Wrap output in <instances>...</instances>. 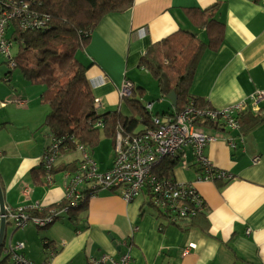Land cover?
<instances>
[{"label":"crops","instance_id":"1","mask_svg":"<svg viewBox=\"0 0 264 264\" xmlns=\"http://www.w3.org/2000/svg\"><path fill=\"white\" fill-rule=\"evenodd\" d=\"M212 7L215 19L222 23L221 38L202 53L189 92L207 101L211 109L243 102L253 115L264 118V100L256 103L251 98L256 91H264V0H133L129 8L105 14L77 54L87 66L100 111L120 110L129 116L131 110L118 89L124 79L138 88L133 73L136 68L145 70L138 66L145 49L179 29L208 41L211 35L196 27L186 11ZM5 73H0L4 210L24 207L31 216H41L43 208L56 209L65 202L69 180L65 171L75 170L80 152L63 153L57 159L51 183L45 174L43 180L34 181L31 170L39 167L51 137L42 127L47 109L37 101L38 88L21 91ZM16 99L26 100L25 105L14 104ZM140 128L141 124L136 129ZM201 128L214 137L203 152L214 167L232 178H201L191 149L186 150L187 165L179 166L177 161L170 175L176 182L193 185L208 208L206 215L172 222L151 204L147 189L129 202L116 191L100 189L75 217L62 212L42 227L32 223L16 227L5 221L0 264L2 260L13 263L8 248L15 242L23 243L20 252L34 264L47 259L49 264H88L103 255L117 258L126 251L131 264H264V121L244 134L227 127ZM231 138L234 146L228 144ZM255 156L257 162L252 161ZM69 162L70 168H63ZM112 162L113 149L110 162L102 170L98 165L99 171ZM40 228L46 229L39 232Z\"/></svg>","mask_w":264,"mask_h":264},{"label":"trees","instance_id":"2","mask_svg":"<svg viewBox=\"0 0 264 264\" xmlns=\"http://www.w3.org/2000/svg\"><path fill=\"white\" fill-rule=\"evenodd\" d=\"M7 1H16L13 11L17 12L8 20L5 38L11 49L16 44L17 50L15 54L10 52V56L4 57L3 62L9 66L4 77L9 80L11 69L19 68L24 78L33 84L42 85L40 102L48 106L42 127L51 134L50 139L54 137L61 141L59 157L63 153L78 151L76 145H83L88 151H92L102 133L113 143L118 128L126 132L137 130L138 125L148 124L151 117L156 115L145 108L146 103L143 104L139 98H131V95L124 99L131 110L129 116L122 114L120 110L100 111L87 79V66L77 57L78 52L86 47L100 19L107 13L129 8L133 0ZM214 9L215 7L204 10L189 8L186 11L196 27L205 29L211 35L208 41L192 31L179 29L150 44L139 59L138 66L154 78L163 96L171 91L175 92L176 104L171 107L177 111L187 105L211 109L207 101L193 97L189 88L202 53L208 47H215V42L218 43L221 38L222 23L215 19ZM33 19L41 20L42 24L32 26L30 22ZM139 89L142 90L141 87L137 88ZM234 118L238 121L239 132L243 134L264 121V118L253 115L246 108L235 113ZM194 122L200 129L201 126L216 129L225 127L223 122L212 121L205 116L197 117ZM72 162L65 164L63 168H70ZM176 162V159H164L156 173L171 178L170 171ZM63 168L61 166L59 169ZM44 174L45 169L40 160L39 167L33 168L31 175L34 181H40ZM86 201L82 200L77 205L65 201L56 206V209H51L64 208L65 213L72 218L85 209ZM200 207L201 210L188 217L206 215L208 208L204 201ZM51 209L43 208L38 215H52ZM1 263L9 264L6 260ZM12 264L16 263L13 261Z\"/></svg>","mask_w":264,"mask_h":264},{"label":"built area","instance_id":"3","mask_svg":"<svg viewBox=\"0 0 264 264\" xmlns=\"http://www.w3.org/2000/svg\"><path fill=\"white\" fill-rule=\"evenodd\" d=\"M15 2L0 0V56L5 58L10 56L11 52L10 43L5 38V28L8 20L17 12L13 11ZM30 24L40 26L42 21L33 19ZM133 89V82L124 79L118 89L120 98L129 96ZM251 98L256 103L264 100V91H256ZM15 102L21 106L25 105L26 100L16 99ZM95 102L99 103L97 98ZM145 108L152 111L153 102H147ZM243 108V102L223 109H202L187 105L180 111L172 108L162 117L152 116L150 122L142 124L138 130L126 132L118 128L113 141V162L104 171H99L90 151L83 145H76L80 158L75 170L65 171L69 180L65 182L64 200L71 205H77L82 200L86 201L94 196L96 191L108 189L118 192L123 200L129 202L147 189L151 204L172 222L194 214L195 211L202 209L200 205L203 200L193 185L161 176L156 170L166 158L176 159L186 166L188 162L186 150L191 149L193 161L200 170L201 178L205 180L232 178L227 171L214 167L207 158L203 150L214 137L198 128L194 121L197 117L205 116L212 121L223 122L230 130L239 131V124L234 115ZM60 142L59 139L52 137L41 158L48 183H51V169L59 157ZM228 144L234 146L232 138L228 140ZM258 159L259 157L255 156L252 161L257 162ZM32 208L40 209L39 205ZM62 212H65L64 208L51 209L52 215L31 216L26 208L20 207L16 210L5 209L3 216L5 221H11L16 227H24L29 223L42 227L48 225ZM23 246L22 242L9 246L8 251L13 255V261L16 264H34L20 252ZM186 252L187 249L184 250V253ZM44 264H49V259ZM88 264H131V255L127 251L117 258L103 255L99 260H90Z\"/></svg>","mask_w":264,"mask_h":264},{"label":"rangeland","instance_id":"4","mask_svg":"<svg viewBox=\"0 0 264 264\" xmlns=\"http://www.w3.org/2000/svg\"><path fill=\"white\" fill-rule=\"evenodd\" d=\"M16 50H17V45L13 44L12 49H11L12 54H15ZM4 59H5L4 57L0 56V73H4L5 71L9 70V66L3 62ZM10 75H11L12 85L21 91H29L30 89L36 91V89L38 88L39 91H38L37 101H38V103L43 105L46 109H48L47 104H43L40 102L39 96H40V93L42 90V85L33 84V83H31V81L24 78L22 76L19 68H12ZM133 76L135 78L136 83H138L137 87H141L144 90L140 94L137 92V88H136L130 94L131 98H139L143 104L147 103V102H153L154 108L152 110V113L154 115L156 114V116L162 117V113L170 111L171 103L169 102V100L167 98H165L166 96H163L160 93V91L157 87L156 81L147 71L136 68L135 72L133 73ZM142 82H144V83H142ZM31 87H35V88H31ZM14 104H17V103L14 101ZM112 149H113V145L111 144L110 140L108 138H106L102 133L100 141L92 149V151H90L92 156L97 161V163L99 165V169L102 170L103 168H101V167L106 166V164H108L110 162V159L112 156ZM69 158H72V156H69ZM189 159H191V157H189ZM177 164L179 166H182V163H180V162H178ZM45 229L46 228H40L38 230H39V232H44ZM15 243H13V244H15ZM10 245L11 244L9 243V246Z\"/></svg>","mask_w":264,"mask_h":264},{"label":"water","instance_id":"5","mask_svg":"<svg viewBox=\"0 0 264 264\" xmlns=\"http://www.w3.org/2000/svg\"><path fill=\"white\" fill-rule=\"evenodd\" d=\"M167 99L175 105L176 104V94L174 91H171L167 96ZM0 214L2 215L0 217V246L3 238V231H4V224H5V217L3 216L4 214V201H3V196H2V190L0 187Z\"/></svg>","mask_w":264,"mask_h":264},{"label":"clouds","instance_id":"6","mask_svg":"<svg viewBox=\"0 0 264 264\" xmlns=\"http://www.w3.org/2000/svg\"><path fill=\"white\" fill-rule=\"evenodd\" d=\"M135 88V87H134ZM134 90V89H133ZM133 92V91H132Z\"/></svg>","mask_w":264,"mask_h":264}]
</instances>
